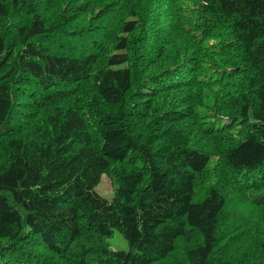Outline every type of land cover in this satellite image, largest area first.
Segmentation results:
<instances>
[{
    "label": "trees",
    "instance_id": "1",
    "mask_svg": "<svg viewBox=\"0 0 264 264\" xmlns=\"http://www.w3.org/2000/svg\"><path fill=\"white\" fill-rule=\"evenodd\" d=\"M0 264H264V0H0Z\"/></svg>",
    "mask_w": 264,
    "mask_h": 264
},
{
    "label": "rangeland",
    "instance_id": "2",
    "mask_svg": "<svg viewBox=\"0 0 264 264\" xmlns=\"http://www.w3.org/2000/svg\"><path fill=\"white\" fill-rule=\"evenodd\" d=\"M95 190L105 196L111 197L113 193V187L110 179L106 174H102L99 184L95 187ZM108 242L113 249H127L128 243L126 239L117 231L114 230L111 237L108 238Z\"/></svg>",
    "mask_w": 264,
    "mask_h": 264
}]
</instances>
